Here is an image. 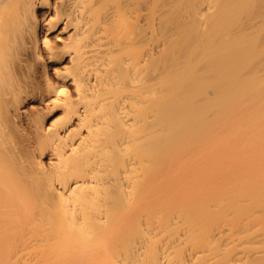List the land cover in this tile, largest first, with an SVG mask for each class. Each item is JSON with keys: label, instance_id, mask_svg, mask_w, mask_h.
Returning <instances> with one entry per match:
<instances>
[{"label": "bare ground", "instance_id": "6f19581e", "mask_svg": "<svg viewBox=\"0 0 264 264\" xmlns=\"http://www.w3.org/2000/svg\"><path fill=\"white\" fill-rule=\"evenodd\" d=\"M168 1L0 0V264H264V0Z\"/></svg>", "mask_w": 264, "mask_h": 264}, {"label": "rangeland", "instance_id": "374dc122", "mask_svg": "<svg viewBox=\"0 0 264 264\" xmlns=\"http://www.w3.org/2000/svg\"><path fill=\"white\" fill-rule=\"evenodd\" d=\"M167 1H168V0H167ZM148 2H149V0H148ZM148 2H147V3H148ZM151 2H152V0H150V4H147V5H148V13H150V15H152V13H155V12H156V8L154 9V8H153L154 6L152 7L151 5H156V4H157L156 0L154 1L156 4H152ZM168 2L174 3V0H172V1L169 0ZM168 4H169L168 7H167V5L165 6V10H164V8H163L164 6H162L163 9H162V8L159 9V10H163V11H162V13L164 12L163 14H166L165 12L167 11V9H168L169 7H170V9H173V8H174V5H173V4H172L173 6L170 5V3H168ZM150 6L152 7V9H154V10H151V9H150V10L153 11V12H151V11L149 10ZM171 6H172L173 8H172ZM160 7H161V6H159V8H160ZM166 7H167V8H166ZM157 10H158V9H157ZM159 10H158V11H159ZM149 11H150V12H149ZM160 12H161V11H160ZM158 13H159V12H157V13L155 14V16H156L157 18H155L154 14H153V15H152L153 17L151 16V17H152L151 19H152V20L155 19L156 22H155V20L152 21V22H154L153 25H156V26L159 27V26H160L159 24L162 23V22H161L162 20L160 21V19H161V17L163 16V14H162V16H160V15H158ZM160 14H161V13H160ZM159 16H160V19L158 18ZM162 18H163V17H162ZM157 19H159V20L157 21ZM172 19H173V15H172ZM159 22H161V23H159ZM158 23H159V24H158ZM157 24H158V25H157ZM171 26H172V25H171ZM171 26L169 25V30H170V31L173 30V29H170ZM153 27H155V26H153ZM158 27H157V28L155 27V29H157V31L159 30V31H158L159 33H158L156 30H153L154 32L156 31V32L158 33V36H159V34H162V32H163V35H164V33H166V32H164V31H167V30H168V27H167V26H166L167 28H165V26L162 27V24H161V27L164 28V29H158ZM159 28H160V27H159ZM160 30H164V31H161V33H160ZM169 30H168V31H169ZM150 31H152V30L150 29ZM168 31H167V32H168ZM154 32H152V33L154 34ZM157 33H155V34H157ZM171 33H174V30H173V32H168V33H166V35H167V34L170 35ZM153 34H152V36H153ZM155 34H154V36H156ZM150 36H151V32H150ZM154 36H153V39L156 38V39H159V40L161 41V39H160V36H161V35L159 36V38H158V36H157V37H154ZM156 39H154V40H156ZM34 64H36V63H33V62H32V64L30 63V66L28 65V66L31 67V68L28 67V69H27V71H26L27 73H25V69L22 70V71H24V72H23V73H24V79L29 80V81H30V80H34V81L40 80V79H39L40 71L38 70L39 67H38L37 64H36V65H34ZM52 68H55V69L58 68V69H59V65H57V64H53V65H52ZM29 70H30V71H29ZM26 74H27V75H26ZM36 74H37V75H36ZM41 105H42V104H41V102H39L38 99L35 100L34 98H32V97H30V96H28V98H25V100H24V102H23V105H22V106H23V110H22V111H24V112H22V115H25V117L22 116V118L24 117V121H25V118H26V117H27L26 120L29 119V118H28L29 115L31 116L30 118H32L33 116H35V115H36L35 112H37V111L40 109V107L42 108ZM31 107H32V108H31ZM21 108H22V107H21ZM29 109H30V110H29ZM31 111H32V113H31ZM34 111H35V112H34ZM39 111H40V110H39ZM29 113H31V114L35 113V114H33V116H32V115L29 114ZM28 114H29V115H28ZM58 114H59V113H55V116L51 114L53 117L49 114L50 116L48 115V117H47L46 119H50V118H51V119H52V118L54 119L55 117L59 116ZM26 115H28V116H26ZM24 124L26 125V121H25ZM47 160H48V158H47V159L44 158L43 161L47 162ZM261 264H263V262H262Z\"/></svg>", "mask_w": 264, "mask_h": 264}]
</instances>
